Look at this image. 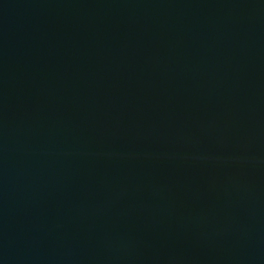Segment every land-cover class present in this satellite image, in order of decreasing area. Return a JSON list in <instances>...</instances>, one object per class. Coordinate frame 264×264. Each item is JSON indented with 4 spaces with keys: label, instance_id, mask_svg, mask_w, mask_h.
Returning <instances> with one entry per match:
<instances>
[{
    "label": "water",
    "instance_id": "water-1",
    "mask_svg": "<svg viewBox=\"0 0 264 264\" xmlns=\"http://www.w3.org/2000/svg\"><path fill=\"white\" fill-rule=\"evenodd\" d=\"M0 264H264V0H0Z\"/></svg>",
    "mask_w": 264,
    "mask_h": 264
}]
</instances>
